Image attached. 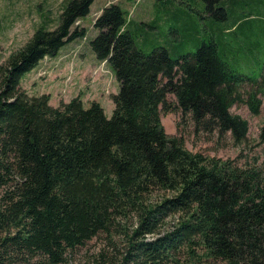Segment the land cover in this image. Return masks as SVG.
<instances>
[{"label": "trees", "instance_id": "16d2710c", "mask_svg": "<svg viewBox=\"0 0 264 264\" xmlns=\"http://www.w3.org/2000/svg\"><path fill=\"white\" fill-rule=\"evenodd\" d=\"M94 1L69 0L55 28H37L0 63V264H65L103 234L115 250L125 236L121 264H264V168L192 152L161 120L175 109L196 131L248 136L231 108L245 100L258 113L264 78L237 74L216 37L176 56L163 45L144 51L121 5L107 4L89 44L120 84L110 117L98 100L53 106L49 93L20 86L86 34L76 22ZM239 1L201 0L203 15L228 20Z\"/></svg>", "mask_w": 264, "mask_h": 264}, {"label": "rangeland", "instance_id": "374dc122", "mask_svg": "<svg viewBox=\"0 0 264 264\" xmlns=\"http://www.w3.org/2000/svg\"><path fill=\"white\" fill-rule=\"evenodd\" d=\"M68 1L0 0V63L25 44L37 28L44 26L48 29L55 28L61 9ZM180 1L95 0L90 6L91 12L76 22L87 29L86 34L63 47V50L70 54L59 52L57 56H45L31 73L24 74L20 86L29 95L51 92L49 99L53 106L60 104V98L72 99L70 96L73 93L84 98V107H88L93 99L98 98L103 103L106 115L110 117L114 110L111 95L120 90V84L110 65L97 60L89 42L98 32L93 23L94 18L99 16L104 6L112 3L121 5L127 15V21L132 23L136 46L144 51L150 52L157 45H163L171 49L172 56H176L183 52L195 51L202 41L214 36L221 43L222 55L237 74L257 79L264 78V0H240L231 5L229 19L225 21L203 15L204 5L201 0L189 2L190 8L194 7L193 10L188 6H181ZM239 18L241 20L238 22ZM224 27L231 30L225 31ZM60 60L65 61V64L63 62L61 64ZM105 65V68H100ZM106 69L108 77H112V82L110 81L108 87L103 84L105 96L92 94L89 91L90 74L93 78L97 72L102 73ZM75 76L77 84L73 85L75 89L73 90L72 82ZM51 80L53 84L48 83ZM69 83H72L70 88ZM247 90H250L249 84L244 83L242 91L245 99ZM257 91L261 100L258 113H252L250 105L245 100L235 103L231 108L232 113H237L249 122V133L242 143L233 142L230 135L220 136L213 132L196 131L193 123L187 118L182 119V112L175 109L162 112L164 129L172 136L174 134L182 136L184 144L192 152L201 151L209 157L232 160L239 166L253 165L263 169L264 141L260 136L261 127L264 125V83ZM95 92L98 93L96 89ZM169 100L176 101L175 95H169ZM131 224L132 221L128 222L129 226ZM124 239L125 236L116 237L115 250L110 240L104 234L100 235L84 246H78V249L68 255L65 264H121V253L124 251L121 241ZM99 254L104 256L100 257Z\"/></svg>", "mask_w": 264, "mask_h": 264}, {"label": "crops", "instance_id": "0c3cea01", "mask_svg": "<svg viewBox=\"0 0 264 264\" xmlns=\"http://www.w3.org/2000/svg\"><path fill=\"white\" fill-rule=\"evenodd\" d=\"M225 31H230V29H227V28H225L224 29ZM64 47V46H63ZM63 47L62 48H60L61 50H59V52H63V53H65V55H69L70 54V52H68V51H66V50H63ZM66 52H68V53H66ZM58 55H59V53H58ZM59 57V56H58ZM61 61V64H62V62L65 64V61H63V60H60ZM75 62H76V59H75ZM101 64V63H100ZM108 63H106V65H107ZM106 65L105 66H101L100 68H105L106 67ZM35 68H33V70H34ZM33 70H31L30 72H28V74L29 73H31ZM77 71V70H76ZM90 90L89 91H91V93L92 94H94V95H97V94H99L100 95V97H104L105 96V94H106V91L105 92H103V84L105 83L106 85H107V87L109 86V83H110V81L112 80V77L111 76H109L108 77V69H106V71H104V72H97L96 73V75H94V77L92 78V76H91V74H90ZM76 80H77V76H75L74 77V80H73V84L72 83H69V88H70V85L72 84V87H73V90H75L74 89V86L73 85H75V84H77V82H76ZM53 81L51 80V81H48V83L49 84H53L52 83ZM112 82V81H111ZM95 89L97 90V92L98 93H96L95 92ZM107 89V88H106ZM99 90H101V91H99ZM48 93L49 94H51V92H49L48 91ZM43 94V93H42ZM39 95V94H38ZM72 96H76L74 93L70 96V98H72ZM50 99H51V96H50ZM60 100H63V101H65V102H68L69 100L68 99H61L60 98ZM93 100H95V99H93ZM100 101V99H96L95 101ZM83 101H84V98H83ZM100 103H101V106L103 107V109H104V106L102 105L103 103H102V101H100ZM106 111V110H105Z\"/></svg>", "mask_w": 264, "mask_h": 264}]
</instances>
